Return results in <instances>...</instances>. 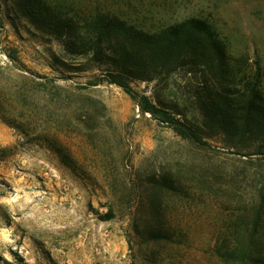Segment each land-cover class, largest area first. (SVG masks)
<instances>
[{"label": "rangeland", "instance_id": "374dc122", "mask_svg": "<svg viewBox=\"0 0 264 264\" xmlns=\"http://www.w3.org/2000/svg\"><path fill=\"white\" fill-rule=\"evenodd\" d=\"M20 1L0 0V264H241L227 251L249 198L264 191V166L252 162L248 174L245 158L201 131L187 77L164 89L131 87L182 114L205 149L141 114L136 96L86 87L100 73L55 65L54 56L70 66L81 60L23 17ZM41 2L58 14L109 11L144 31L203 20L234 58L261 71L264 86V0ZM158 173L176 192L156 195L147 179ZM153 199L161 206L151 212ZM110 209L113 217L100 219ZM153 227L169 240L146 241Z\"/></svg>", "mask_w": 264, "mask_h": 264}, {"label": "trees", "instance_id": "16d2710c", "mask_svg": "<svg viewBox=\"0 0 264 264\" xmlns=\"http://www.w3.org/2000/svg\"><path fill=\"white\" fill-rule=\"evenodd\" d=\"M20 2L23 17L46 28L44 31L48 30L67 56L81 60L70 66L54 56L55 65L69 73H100L86 87L112 85L135 97L133 82L164 89L173 76L187 77L194 86L201 131L209 130L211 137H222L234 149V155L245 158L248 174L254 169L252 162L264 166L263 75L243 57L234 58L205 21L191 18L156 31H144L109 11L58 14L41 0ZM136 100L141 114L158 117L183 140L201 149L208 148L192 128L177 118L182 114L161 109L164 103L157 97L153 101L161 108L146 97L136 96ZM147 182L157 191L156 195L177 189L175 180L164 173L148 176ZM258 194V201L257 196L250 197L237 219L236 243L227 251L228 257L241 264H264V191ZM150 206L152 212L161 203L153 199ZM112 217L110 209L100 219ZM145 223L150 224L147 219ZM146 236V241L151 242L169 240L168 234L157 227L150 228Z\"/></svg>", "mask_w": 264, "mask_h": 264}]
</instances>
